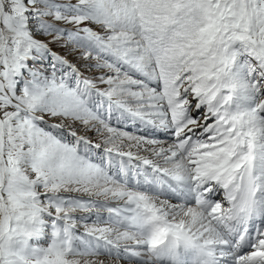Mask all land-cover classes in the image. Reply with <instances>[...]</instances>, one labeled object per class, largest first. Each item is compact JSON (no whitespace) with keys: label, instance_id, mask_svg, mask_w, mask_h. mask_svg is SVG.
Returning a JSON list of instances; mask_svg holds the SVG:
<instances>
[{"label":"snow or ice","instance_id":"6c2138e0","mask_svg":"<svg viewBox=\"0 0 264 264\" xmlns=\"http://www.w3.org/2000/svg\"><path fill=\"white\" fill-rule=\"evenodd\" d=\"M0 264H264V0H0Z\"/></svg>","mask_w":264,"mask_h":264}]
</instances>
